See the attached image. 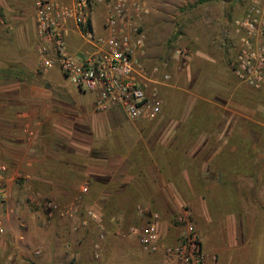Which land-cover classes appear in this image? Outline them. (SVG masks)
<instances>
[{
  "label": "crops",
  "instance_id": "1",
  "mask_svg": "<svg viewBox=\"0 0 264 264\" xmlns=\"http://www.w3.org/2000/svg\"><path fill=\"white\" fill-rule=\"evenodd\" d=\"M32 3L0 0V163L8 166L3 184L9 198L4 203L15 206L14 200L27 196L36 198L50 217L56 212L79 224L88 218L84 234H94L89 224L97 222L100 234L92 244L96 250L110 247L107 264H133L145 254L138 235L130 230L145 223L139 205L161 214L162 236L174 243L180 232L178 213L183 206L196 209L198 203L204 214L195 218L203 238L206 225L216 224V211L219 215L220 229H214L219 241L205 251L210 255L217 251L218 264L245 260L244 255L229 252L248 246L259 218L264 223V208L259 205L264 202V86L256 89L242 83L230 64L223 69L205 51L199 53L204 67L195 68L189 56L185 68L193 77L194 82L187 84L189 89L195 85L193 94L177 99L163 92V86V111L155 119L132 120L112 109L98 110L94 93L62 88L50 72L38 71ZM68 39L75 50L78 34L71 32ZM180 76L174 83L172 77L170 92L180 87ZM46 77L49 81L43 84L40 78ZM204 107L208 112H196ZM205 152L234 154L214 166L225 171L232 167L235 173L207 183L209 192L194 174L212 165L211 159L201 161ZM228 185L235 187L233 195ZM217 193L215 208L210 203ZM45 200L60 208H49ZM68 201L69 206L62 204ZM230 201L237 203L233 213L231 204L226 205ZM84 202L92 203L98 219L81 217ZM82 238L76 242L82 248L93 239L86 243Z\"/></svg>",
  "mask_w": 264,
  "mask_h": 264
},
{
  "label": "built area",
  "instance_id": "2",
  "mask_svg": "<svg viewBox=\"0 0 264 264\" xmlns=\"http://www.w3.org/2000/svg\"><path fill=\"white\" fill-rule=\"evenodd\" d=\"M151 0H33L38 55L42 73L58 68L69 82L96 96V108H121L125 115L155 119L163 111L161 93L173 77L170 60L153 63L147 48L145 20ZM99 15L100 22L96 20ZM75 32L79 46L73 50L68 36ZM236 38L231 67L235 76L251 87L264 86V0H249L244 14L233 22ZM187 48H176L171 59L179 69L187 66ZM8 166L0 163V200L8 198L3 184ZM83 187V191H87ZM36 193V196H39ZM35 198V197H34ZM36 201L37 199H32ZM49 208L56 203L45 200ZM145 217L141 226H132L139 237L141 250L158 254L164 264H212L217 255L203 248L200 233L189 208L177 216L179 238L174 243L162 236L161 214L144 205L138 206ZM92 217L98 215L90 211ZM5 225L0 217V233ZM22 237V236H21ZM35 253L39 254L37 249Z\"/></svg>",
  "mask_w": 264,
  "mask_h": 264
},
{
  "label": "rangeland",
  "instance_id": "3",
  "mask_svg": "<svg viewBox=\"0 0 264 264\" xmlns=\"http://www.w3.org/2000/svg\"><path fill=\"white\" fill-rule=\"evenodd\" d=\"M248 2L249 0H151V11L144 24L148 35L147 48L151 60L153 63L161 59L170 60V70L174 74L173 83L177 75L182 74L180 78L178 77L180 87L173 88L170 92V87L164 86L163 92L168 91L167 94L172 93L177 99H187L193 94L195 88V85L191 89L187 87L188 81L192 83L193 77L187 73L186 67L177 70V68L179 69L178 64L171 59L176 48H187L190 52L189 56L193 57L191 64L197 69L204 67V59L200 57L199 53L205 51L210 52L216 63L221 64L223 69L228 66L235 52L234 43L236 40L233 33V22L244 14ZM96 20L99 22V15H97ZM216 70L218 71L217 67ZM50 73L60 87L78 91L79 88L71 84L59 69H52ZM40 75L39 72L38 76ZM40 81L44 84L49 81V78H40ZM83 95L89 97L88 93ZM111 109L114 114L125 116L121 108L114 107ZM4 186L6 187V185ZM30 200L27 196L23 200H14L15 206L11 205L10 202L8 204L0 200V217L5 225V232L0 233V264H107L111 260L112 250L110 247L105 246L101 250H96L93 247L92 241L100 234L97 222L94 225L91 222L89 224L90 229L94 230V234H84L86 229L83 227V223L87 224L88 218L83 216L87 214L96 220L90 213V211L96 213L92 203H83V210L80 214L84 219H80L81 224H79L70 217L61 216L56 212L53 217H50L47 211L41 208L37 200ZM218 202L217 193L210 206L217 208ZM62 204L69 206L70 201L62 202ZM74 204L77 205V203ZM230 204V210L233 213L237 203L235 201L226 203L227 206ZM56 205L59 207V204L56 203ZM259 205L264 208V202H260ZM8 206L9 209L12 206L13 211L7 209ZM195 207L196 209L183 206V208H189L192 211L193 221L201 234L195 217L203 215L204 210L198 203ZM80 214L78 213L79 216ZM218 217L216 211L215 226L211 225L210 222L204 228L207 237L203 238L201 234L204 250L207 246L210 249L213 248L212 245L219 241V237L215 235V232L220 229ZM262 221L263 218H259L257 233L252 236L248 246L229 252V255L236 253L246 257L245 260L239 259V264H264V223L262 225ZM74 226H76V230ZM80 226L82 227L80 228ZM66 228L69 230L68 232ZM222 230L224 231V229ZM70 232L71 234H69ZM82 237L86 239V243L89 241L88 238L93 237L88 247H84L85 249L76 243L83 239ZM37 249L40 250L39 254L35 253ZM82 249H84L83 253H79L78 251ZM213 253L218 255L217 251H213ZM217 261L214 264H218ZM133 264H164V262L158 254L145 253L139 258H135Z\"/></svg>",
  "mask_w": 264,
  "mask_h": 264
},
{
  "label": "trees",
  "instance_id": "4",
  "mask_svg": "<svg viewBox=\"0 0 264 264\" xmlns=\"http://www.w3.org/2000/svg\"><path fill=\"white\" fill-rule=\"evenodd\" d=\"M231 60L229 61L230 64ZM231 67V64H230ZM232 69V67H231ZM233 71V69H232ZM208 107H204V109L202 108H198V110L196 111L197 113H199L200 115H203L205 112H208ZM204 111V113H203ZM201 124H205V122L203 123V121L200 122ZM227 157L229 160L233 158L234 154H228V153H224V154H210L209 152H205L203 154L200 155V159L201 161H203V159H207L210 160L211 159V163L212 165H210L207 169V171H203L202 169L200 170H196L194 171L195 174V178L198 180V182L200 183V186L204 189L207 190V192H209L210 187L209 185L206 186L207 183H218V180L220 179V176H224V174L226 175V177H231L235 171L234 169H231L232 167H228L227 171L223 170L222 168H218L214 166L215 165H219L220 162L222 161L221 158ZM225 160V158H224ZM222 174V175H221ZM228 191L232 192V195L234 194V189L235 187L233 185H228L227 187Z\"/></svg>",
  "mask_w": 264,
  "mask_h": 264
}]
</instances>
